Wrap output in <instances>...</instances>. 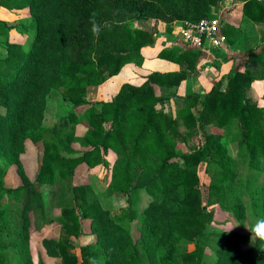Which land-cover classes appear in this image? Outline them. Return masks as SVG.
Returning <instances> with one entry per match:
<instances>
[{"label": "trees", "instance_id": "16d2710c", "mask_svg": "<svg viewBox=\"0 0 264 264\" xmlns=\"http://www.w3.org/2000/svg\"><path fill=\"white\" fill-rule=\"evenodd\" d=\"M0 1L10 9L31 12L22 24L27 44H8L6 56L0 58V143L10 148L28 139H43L45 145L35 182L7 188L0 170V264H8L12 254L16 264H33L29 231L52 223L40 188L43 184L55 186L62 225L60 238L45 239L43 244L60 264H145L138 242L122 226L136 219L132 196L141 192L149 197L138 219L139 243L148 264H203L205 230L215 207L242 224L253 216L257 242L245 250L250 236L224 234L220 236L221 251L207 264H264V107L249 95L255 81L264 82V44L260 53L249 49L243 71H233L206 95L180 96L177 88L197 73L202 57L216 58L219 50L210 54L185 50L173 36L174 46L162 49L158 58L178 64L180 71L150 73L141 85L125 83L100 108L86 99L90 86L118 76L126 64L142 66V50L157 43L159 35L154 30L128 28L127 20L136 18L134 12L139 19L154 18L173 25L198 22L214 18L208 10L218 9L221 0H196V5L189 0ZM240 1L245 17L264 25V1ZM9 30L0 21V32ZM230 32L225 27L227 37ZM155 85L160 95H156ZM62 88L67 102L75 109L84 108L89 127L82 139L88 147L85 151L69 145L76 131L73 123L78 121L75 113L52 128L43 125L48 95ZM172 104L176 114L166 110ZM182 126L187 129L184 134ZM207 126L226 132L236 129V159L221 144L223 134H208ZM199 135L203 141L198 146L189 153L178 152L179 141L188 145ZM110 150L118 156L110 194L128 200L118 214L102 208L96 199L90 201L93 192L89 186L73 183L80 165L108 166ZM203 165L210 177L206 189H202L197 169ZM79 210L91 219L96 241L77 252L73 239L83 232Z\"/></svg>", "mask_w": 264, "mask_h": 264}, {"label": "rangeland", "instance_id": "374dc122", "mask_svg": "<svg viewBox=\"0 0 264 264\" xmlns=\"http://www.w3.org/2000/svg\"><path fill=\"white\" fill-rule=\"evenodd\" d=\"M237 0H221L220 6L218 9L215 7L209 8L210 16H215L217 18H222L225 27H228L232 32L228 35L229 39L235 37L237 32V26L234 23H237V18L234 15L231 20H228V13H235L237 9ZM126 2V1H125ZM192 5H196V0H189ZM136 16L135 19H128L127 26L129 29L134 30L139 27H146L152 29L159 35L157 43L153 48L158 47L161 49H169L174 46L173 36L180 38L181 27L164 21H160L154 18H137L138 13L134 12L132 14ZM31 17V12L28 9H10L2 4L0 1V21L6 23L10 28L7 34L0 32V58H4L7 54V45L10 43H18L22 45L27 44V37L23 34L22 24L25 23L28 18ZM174 26V32H169L171 26ZM233 29V30H232ZM229 30V31H230ZM230 37V38H229ZM173 42V43H171ZM227 42V44H228ZM221 50V49H220ZM201 61V60H200ZM200 62L198 63V65ZM129 66V67H128ZM143 66V65H142ZM142 66H137L134 63L126 64L121 73V77L117 78L114 84H108L110 79L98 86H90L87 91V101L90 103H95L97 107L105 102H110L114 98L115 92L119 89V86L122 84L123 79L132 81L134 83H143L145 77H143ZM128 67V68H127ZM146 73V72H145ZM198 76V71L194 74L195 78ZM100 87V90H99ZM156 95H160V89L155 85ZM211 91V90H210ZM209 93V92H208ZM199 95H206L200 94ZM250 95V94H249ZM250 100L255 102L259 107H264V95L260 96H251ZM160 108V106H158ZM0 110H3V107L0 105ZM166 110L171 114H176V107L172 104L171 107L167 106ZM75 113L78 116V121L73 123L75 125V136L70 138L69 145L80 151H85L88 147L84 146L82 143L83 137L88 130V122L84 115V108L75 109L73 105L67 102L64 98V89L53 91L47 97V109L45 112V118L43 121L44 127L52 128L64 123V119L67 120L70 114ZM181 133H186V127L182 126L180 128ZM206 131L208 134H223V139L221 144L229 152V156L233 159L237 158L238 155V145L234 142L233 138L236 133V129H230L227 132L221 128L207 126ZM203 136L199 135L194 138H191V141L188 145L179 141L177 146L178 152L180 154L189 153L194 145L198 146L203 141ZM0 170L2 171V181L5 187L7 188H17L23 186L29 182H35L37 175L39 174L42 165L43 158L45 153L44 140L41 139L38 142H34L31 139L25 140L22 142V145L19 143L10 148H6V145L2 142L0 143ZM8 156V157H7ZM11 156V157H10ZM67 156V155H65ZM10 157V158H9ZM70 157V156H68ZM108 160V166L99 165L95 168H90L86 164L80 165L76 169V174L73 178V183L75 186H89L93 192V195L90 197V201L98 200L102 208H109L114 212L119 213L123 207L128 206L127 197L120 198L110 194V186L112 182V168L116 163L118 158L117 153L114 150H110L106 155ZM198 172L202 179L203 188L206 189L207 185L210 183V177L205 174V165L198 166ZM261 182L264 183V176L261 179ZM41 190L45 194V203L47 212L51 215L52 223L46 225L40 230L31 228L29 231V247L30 255L32 257L33 264H60L61 260L59 258L51 257L47 254V251L44 247L43 241L45 239H55L60 238L62 232V225L60 223L61 209L56 206V190L55 186H50L47 184L41 185ZM69 202H72L73 194L70 192L68 194ZM149 202V197L146 192H141L138 195L132 196V207L135 210V215L137 216L135 220H127V222L122 223V226L132 235L135 242H138V247L142 253L144 263L148 264L147 258L145 256L144 250L139 239L141 237L139 231L138 219L140 213L147 206ZM67 203V202H66ZM214 208V207H213ZM212 209V207L210 208ZM214 218L206 226V238L203 242L206 245L205 259L203 264H207L213 259H216L217 256L215 252L221 251L222 240L220 236L224 234L236 233L239 236H250L249 244L244 247L245 250L256 245V235L252 231V223L254 218L249 215L248 219L242 224L241 222L235 220L231 214L224 212L219 207L214 208ZM82 223V235L78 239H73L75 245L77 246V252H79V247L94 243L96 237L93 235L91 227V219L85 218L84 214L79 210ZM243 228L241 229V227ZM9 238V237H8ZM10 239V238H9ZM264 248V245H262ZM190 250L194 249V244L189 246ZM8 264H16L17 258L14 254L10 255Z\"/></svg>", "mask_w": 264, "mask_h": 264}, {"label": "crops", "instance_id": "0c3cea01", "mask_svg": "<svg viewBox=\"0 0 264 264\" xmlns=\"http://www.w3.org/2000/svg\"><path fill=\"white\" fill-rule=\"evenodd\" d=\"M235 2L237 4L235 13H228V20H231L234 15L237 18V23H234V25L237 26L235 37H229L230 39L228 44L216 53V58H204L200 61L197 69L198 76L183 81L177 88L178 95L186 96L193 93L207 94L213 88L214 84L221 79L227 81L230 73L233 71L244 70L245 61L249 55V49L255 50L256 53L261 52V46L264 44V42H261V38L264 33V25H259L246 18L244 15V2L240 0ZM229 26L227 27L228 30H230ZM161 50L162 49L158 47H146L142 50L144 63L141 67L143 72L141 73L143 74L141 80L153 72L173 73L180 71V66L178 64L158 58V54ZM119 77H121V75L111 78L110 81H108V84H114ZM125 83L133 85L142 84V82L134 83L125 78L119 86V89L113 95L114 97L119 93L122 85ZM263 84L264 82L262 80L255 81L249 91V94L251 96L256 95L263 97Z\"/></svg>", "mask_w": 264, "mask_h": 264}, {"label": "built area", "instance_id": "2783aa9c", "mask_svg": "<svg viewBox=\"0 0 264 264\" xmlns=\"http://www.w3.org/2000/svg\"><path fill=\"white\" fill-rule=\"evenodd\" d=\"M175 25L181 27V35L178 40L185 50H199L203 54H210L214 50L222 49L228 42L222 18H204L198 22L181 21L176 22ZM204 58L209 59L205 55L202 59Z\"/></svg>", "mask_w": 264, "mask_h": 264}]
</instances>
